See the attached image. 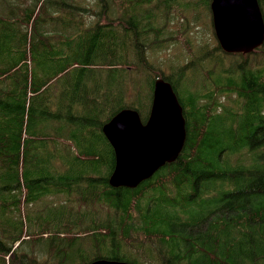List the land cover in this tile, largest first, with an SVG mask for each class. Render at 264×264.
<instances>
[{"label": "trees", "instance_id": "1", "mask_svg": "<svg viewBox=\"0 0 264 264\" xmlns=\"http://www.w3.org/2000/svg\"><path fill=\"white\" fill-rule=\"evenodd\" d=\"M110 1L97 2L106 14ZM168 1L131 0L120 6L125 27L119 32L96 24L78 38L58 43L49 41L48 21L54 20L38 21L34 10L14 26L0 20V264H90L100 259L143 264L134 252L144 245L135 243L138 234L155 244L158 264H264V69L244 61L224 68L213 55L218 78L208 93L179 94L178 85L164 76L183 107L184 147L173 163L137 188L110 186L116 156L103 126L126 108L137 110L146 123L152 102L153 82L146 83L145 111L141 101L132 106L124 99L128 68L134 60L143 61L146 45L151 49L160 42L156 37L148 43L155 30L151 12L142 20L135 11L152 4L168 7ZM210 3L196 0L206 11ZM68 45L73 46L67 50ZM44 92L47 96H39ZM219 92L235 93L241 105L236 110L222 107L213 97ZM51 96L54 106L46 104ZM55 106L58 110L52 112ZM229 108L239 117L230 119L226 113L220 119L218 113ZM61 114L70 123L67 137L45 138L50 119L60 122ZM221 135L229 137L225 144ZM81 185L86 186L84 198L100 197L109 208L101 230L91 235L69 237L81 225L73 223L75 218L64 226L50 224L51 230L29 232L24 219L9 215L23 197L29 204L49 194L51 186L69 193L81 191ZM59 218L51 211L41 220L47 224ZM83 242L90 251L82 248ZM149 262L145 264H153Z\"/></svg>", "mask_w": 264, "mask_h": 264}, {"label": "rangeland", "instance_id": "2", "mask_svg": "<svg viewBox=\"0 0 264 264\" xmlns=\"http://www.w3.org/2000/svg\"><path fill=\"white\" fill-rule=\"evenodd\" d=\"M97 2L98 0H45V4H43V2L37 3V0H0V20L14 26L26 16L32 14L34 10L33 16H38V21L46 19L54 20L48 21V32L53 35L49 37L51 38L49 41L56 43L69 36V38H78L80 31H84L85 28L95 26L96 24L110 26L117 32L122 30L120 27L125 26H123L121 21L123 8L120 6L131 5V0H111L108 2L107 8L109 10H107V14L104 11L105 8L98 7L99 4ZM36 3L38 7L34 8ZM167 4L168 7L160 6L158 9H155L153 4L147 8L144 5L135 11L139 19L142 20L144 19V14L147 15L148 12H151L155 30L148 34V43H152L156 37H158L160 42L151 49H147L146 45V50L143 51V61L139 63L134 60V65L128 68L124 81V99L128 105L133 106L136 105L135 103L141 101L142 109L145 111L146 101L148 100L146 83H152L160 76H169L173 86L175 84L178 85L175 87L179 94L185 93V91L189 92V90L200 93L214 91V83L218 78V74L212 61L213 55L219 66L223 63L224 68L234 69L235 67L231 66V62L238 64V61H244L245 66L251 64L253 69H264V49L254 56L247 57V55L240 56L220 53L215 48L219 45L213 28L212 13H210V10L199 9L196 5V0H169ZM261 9L264 19V0H261ZM21 27L22 24L19 25L20 30ZM132 36L133 34H129V39H132ZM119 42H121L120 39ZM72 46L68 45L67 50ZM216 54H220V56ZM67 55L68 53L65 56ZM65 60L67 62V59ZM32 67L35 68V65L32 64ZM145 67L149 70L145 69ZM183 75L184 77L182 78ZM45 92L39 96H47ZM70 95L74 97L75 93L71 92ZM29 96H32V94L29 93ZM213 97L222 104V107L230 106L236 110L241 105V100L238 99L237 101V95L233 92H226L224 94L219 92ZM49 99L46 104L50 105L51 103L53 106L57 104L54 96H51ZM201 102H205V100ZM63 104L65 103L59 104V106ZM229 109L232 111L225 110L224 112H219V118L224 120L226 113L232 115L230 119L233 116L239 117L232 108ZM57 110L56 106L52 108V112H56ZM61 117L60 122L50 119L48 128L44 130L47 133L45 138L58 140L67 137L65 133L67 130L65 131V129L69 128L70 123L64 120L62 114L60 115ZM98 118L101 119V116H98ZM220 138L221 143L225 144L226 139L229 137L221 135ZM57 164L60 166L59 172L64 171L60 161ZM79 187H81V191L80 189L73 188L71 192L63 193L51 186L49 194L29 204L25 203V197H23L19 209L13 210L9 215L17 220L24 219L26 221L25 229L29 232H34L35 230L38 232L44 227L47 229L49 227L50 229L51 225L60 224L58 221L62 223L61 226H64L70 222V219L75 218L73 223L80 221L81 225L70 232L68 234L69 237L80 234L91 235V233H94L93 231L101 230L99 228L100 221H103L106 215L108 216L109 208L105 201H99L100 197H92L94 198L92 199L86 195L87 197L84 198L82 192L86 189V186L81 185ZM97 188L96 195H99L102 189L98 183ZM51 211H55L60 216L59 220H55L53 223H43L41 219L45 218ZM88 219L91 222L87 221ZM40 224L42 225L37 227ZM135 243H138V245L140 243L144 244L134 249L135 254H141L140 260L143 264L149 261L153 264L156 262L158 264V261L153 258L156 254V246L153 242H149L144 235L138 234ZM82 246L83 249L89 250L84 242ZM128 250L130 253L133 252L129 248ZM85 255H82V257Z\"/></svg>", "mask_w": 264, "mask_h": 264}, {"label": "water", "instance_id": "3", "mask_svg": "<svg viewBox=\"0 0 264 264\" xmlns=\"http://www.w3.org/2000/svg\"><path fill=\"white\" fill-rule=\"evenodd\" d=\"M213 28L221 50L250 54L264 43V20L258 0H212ZM116 165L109 180L113 188H137L180 155L186 140L185 119L172 85L163 78L153 84L146 123L139 112L124 109L103 126ZM90 264H131L100 259Z\"/></svg>", "mask_w": 264, "mask_h": 264}, {"label": "bare ground", "instance_id": "4", "mask_svg": "<svg viewBox=\"0 0 264 264\" xmlns=\"http://www.w3.org/2000/svg\"><path fill=\"white\" fill-rule=\"evenodd\" d=\"M262 48V47H261ZM257 51V50H256ZM116 189H118V188H116Z\"/></svg>", "mask_w": 264, "mask_h": 264}]
</instances>
